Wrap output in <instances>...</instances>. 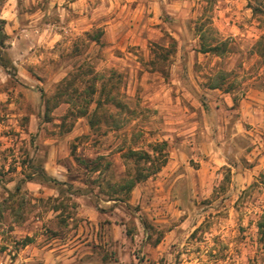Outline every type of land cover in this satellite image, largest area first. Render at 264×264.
I'll return each instance as SVG.
<instances>
[{"label": "rangeland", "instance_id": "rangeland-1", "mask_svg": "<svg viewBox=\"0 0 264 264\" xmlns=\"http://www.w3.org/2000/svg\"><path fill=\"white\" fill-rule=\"evenodd\" d=\"M0 16V264H264V0ZM161 142L128 190L150 164L130 151Z\"/></svg>", "mask_w": 264, "mask_h": 264}, {"label": "trees", "instance_id": "trees-1", "mask_svg": "<svg viewBox=\"0 0 264 264\" xmlns=\"http://www.w3.org/2000/svg\"><path fill=\"white\" fill-rule=\"evenodd\" d=\"M5 24H6V20L0 16V53L2 51L1 48H4L5 42L8 39V35L5 32ZM204 26L205 24H200L197 28L198 34L200 35V38L202 40V49L204 52H209V51L217 52L219 49V46H213L207 43L205 39L206 35L204 31ZM260 46H261L260 55L264 57V37L260 41ZM218 87L219 85H215L213 88H218ZM97 103H98L97 105H99V102ZM88 114H89L88 107H86L84 108L83 112L80 115L88 116ZM95 117H96V111L92 113V117L90 119L91 120L90 124L92 128L95 126V123H96L93 119ZM166 147H167V143L161 142V143L153 144L152 150H151L152 153L130 151V155H134L138 157L139 159L144 160L145 164L147 163H150V164L145 166L144 168L145 170H143L144 172L143 171L140 172L135 177L129 180V182L126 185L128 190H132V188L137 183L141 182L142 180L148 178L151 175L158 173L162 169V167L167 162L168 154L165 150Z\"/></svg>", "mask_w": 264, "mask_h": 264}]
</instances>
